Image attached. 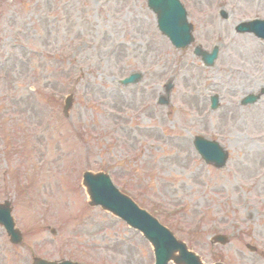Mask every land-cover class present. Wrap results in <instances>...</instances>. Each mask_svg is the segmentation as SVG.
<instances>
[{
  "label": "rangeland",
  "instance_id": "rangeland-1",
  "mask_svg": "<svg viewBox=\"0 0 264 264\" xmlns=\"http://www.w3.org/2000/svg\"><path fill=\"white\" fill-rule=\"evenodd\" d=\"M145 1L0 0V202H13L24 233L23 245L12 246L0 226V264L34 256L154 262L140 233L88 206L85 170H107L141 205L159 209L205 263L264 264V95L240 103L264 89V42L234 30L264 17V0H182L194 45H220L214 67L194 45L175 50ZM135 70L146 73L140 84L116 83ZM171 77L172 106H159ZM214 94L220 107L211 111ZM190 134L228 148L227 168L207 166ZM216 232L229 243H211Z\"/></svg>",
  "mask_w": 264,
  "mask_h": 264
},
{
  "label": "water",
  "instance_id": "water-1",
  "mask_svg": "<svg viewBox=\"0 0 264 264\" xmlns=\"http://www.w3.org/2000/svg\"><path fill=\"white\" fill-rule=\"evenodd\" d=\"M172 1L173 0H151L150 2H151V5L153 8H156L160 11L161 18L163 19L166 16V10L173 4ZM178 27L182 28L181 25H178ZM183 36H185V33L183 31H181L180 37H183ZM213 56L215 57L214 54H213ZM213 56L211 58H213ZM210 61H211V59H210ZM140 79H141L140 75H135V82L139 81ZM162 102L165 103L166 101L162 98ZM68 106H69V104H68ZM99 178H101V176L95 177L94 175L88 174V173L85 175V181H86L85 184L88 188L89 195L92 198V204L103 205L105 208L109 209V211L112 210L116 214H119L126 219L127 218L130 219L131 223L134 224L135 221L133 219L129 218L122 211L121 205L129 206V202L127 200H125L123 197H121L120 194L118 195L116 192H114L111 189H109L107 191H102V192H100V194H99V192L98 193L96 192L97 191L96 189H98V185H99L98 184ZM107 199H114V200L108 201ZM1 208L3 210H1ZM4 208L5 207L0 206V221L5 223V225L8 228L9 233L14 238V241L17 242L18 237H19V233L17 230L13 229V225H14L13 221H12L11 217L8 215L9 208H7L6 210H4ZM1 213H5V214L2 215ZM136 225L138 226V224H136ZM175 250H182L180 255L185 256V259L187 260V262L189 264H196L195 258H193L191 254L190 255L186 254L184 251V248L182 246H180L179 244H174L173 242H169V244L162 245V247L160 248L159 251L162 253L165 260H168L171 257V258H174L175 262H177L178 264H182L181 262H183V259L182 258H176V256L174 255ZM40 262L41 261H39L37 264H46V263H40Z\"/></svg>",
  "mask_w": 264,
  "mask_h": 264
}]
</instances>
